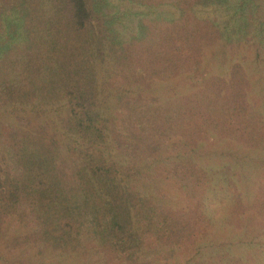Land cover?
<instances>
[{
	"label": "trees",
	"instance_id": "16d2710c",
	"mask_svg": "<svg viewBox=\"0 0 264 264\" xmlns=\"http://www.w3.org/2000/svg\"><path fill=\"white\" fill-rule=\"evenodd\" d=\"M131 1L177 12L123 35L111 0H0V264H148L151 241L173 264H254L235 248L262 241L264 0Z\"/></svg>",
	"mask_w": 264,
	"mask_h": 264
},
{
	"label": "rangeland",
	"instance_id": "374dc122",
	"mask_svg": "<svg viewBox=\"0 0 264 264\" xmlns=\"http://www.w3.org/2000/svg\"><path fill=\"white\" fill-rule=\"evenodd\" d=\"M112 1V8L116 12L117 18V26H119L123 35H128L130 32H134L137 30L139 26V19L142 17H150L153 15H158L159 17H168L171 15L176 14V9L174 6L169 4H162L158 6H146L141 3H136L131 0H111ZM223 7L225 5H221L218 3H210L208 5L199 6L196 8L197 13L200 15H208L214 18H226V11H224ZM250 38V35L248 36ZM248 39V38H247ZM236 43V42H235ZM231 44L229 48V55L237 51L240 45ZM243 43V42H240ZM222 60V58L220 57ZM214 63H217L216 60H213ZM170 87H173L170 85ZM163 88V87H161ZM135 145V144H132ZM145 149V148H144ZM233 150L238 153H241L244 148L237 145L233 141L230 140H216L211 138L208 140L203 147L201 148L202 152H211V151H219V150ZM146 150V149H145ZM205 159V157H203ZM215 164L219 163L220 159L222 161L226 160L224 157L215 156L213 155L212 158ZM158 167H161L159 164ZM156 165L155 176L157 179V183L159 180L163 179L162 182L156 186L157 191L162 194V197L169 203H172L175 206H184L192 202L191 198L189 197L188 193H186L180 186H178L172 179H165L167 176L166 172H162V169H159ZM160 172V173H159ZM159 173V174H157ZM5 235H13L16 234L17 231L23 232V228L20 224L15 220H7L5 224ZM246 229H251L256 238L262 239L261 243H257L252 247H238L235 248L242 252L246 257L250 258L254 264H264V223L257 221L255 219H251L250 227H245ZM227 232L230 234L227 235ZM218 234L221 237L231 236V237H238L233 230L232 232L228 231L227 229H222L218 231ZM226 234V235H225ZM17 235V234H16ZM240 236V235H239ZM244 235L241 234V237ZM14 249L18 248V246L14 245ZM149 250V262L148 264H173L176 258L178 257L177 254L181 256L182 251H172V250H164L163 248L159 247L158 244L151 241L148 244ZM117 260L115 256L109 253H101L99 255H95L92 257V261L90 264H117Z\"/></svg>",
	"mask_w": 264,
	"mask_h": 264
}]
</instances>
